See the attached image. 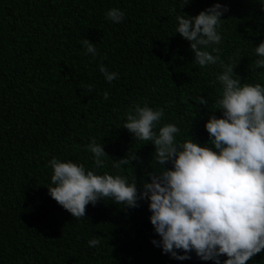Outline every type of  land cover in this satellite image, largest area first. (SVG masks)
Masks as SVG:
<instances>
[{"label":"trees","instance_id":"trees-1","mask_svg":"<svg viewBox=\"0 0 264 264\" xmlns=\"http://www.w3.org/2000/svg\"><path fill=\"white\" fill-rule=\"evenodd\" d=\"M215 2L190 0L181 11L196 15ZM220 2L229 7L222 58L233 57L247 82L264 83V70L251 66L264 40V11L257 0ZM112 7L125 11L121 23L105 18ZM178 12V0H0V264H213L195 253L185 261L162 254L151 243L159 237L147 201L125 208L101 200L76 219L46 187L53 156L91 167L85 145L93 136L113 159L136 152L122 174L138 183L158 170L154 146L122 127L134 102L163 107V122L178 123L180 139L189 130L199 144L209 140L210 111L196 98L215 100L209 81L219 68L192 63L189 42L174 31ZM83 38L96 43L95 58L85 54ZM101 63L118 78L106 82ZM101 171H112L110 158ZM92 237L101 243L90 248ZM246 264H264V250Z\"/></svg>","mask_w":264,"mask_h":264},{"label":"clouds","instance_id":"clouds-1","mask_svg":"<svg viewBox=\"0 0 264 264\" xmlns=\"http://www.w3.org/2000/svg\"><path fill=\"white\" fill-rule=\"evenodd\" d=\"M189 2L178 0L175 34L189 42L192 63L201 69L219 68L209 81L217 89L215 100L210 104L201 94L196 98L197 107L205 105L210 111L204 125L209 140L201 145L189 130L188 137L180 139L179 124L163 122V107L134 102L124 113L122 127L135 141L154 146L152 161L161 166L158 170L151 166L148 178L138 183L135 174H122L123 166L138 159L136 152L129 150L124 158L113 159L93 136L85 145L91 167L53 156L48 161L52 171L46 187L50 197L76 219L86 217L87 205L101 200L125 208L147 201L149 219L159 237L151 243L162 254L177 261L190 260L195 253L199 260L213 264H246L264 250V83L247 82L235 73L233 57L221 56L222 17L228 5L217 0L188 15L181 9ZM257 3L264 11V0ZM125 15L120 7L105 11V18L116 24ZM80 43L85 54L97 56L96 43L86 38ZM239 54L237 49L234 55ZM253 55L252 70H264V40L255 45ZM99 72L108 83L119 75L103 63ZM258 75L264 81V71ZM103 96L107 100L109 93ZM109 158L112 171H101ZM100 243L99 237L88 240L90 248Z\"/></svg>","mask_w":264,"mask_h":264}]
</instances>
